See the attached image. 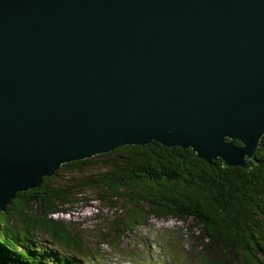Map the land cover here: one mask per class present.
Wrapping results in <instances>:
<instances>
[{"label":"water","instance_id":"water-1","mask_svg":"<svg viewBox=\"0 0 264 264\" xmlns=\"http://www.w3.org/2000/svg\"><path fill=\"white\" fill-rule=\"evenodd\" d=\"M263 136L264 0H0V211L122 146L248 170Z\"/></svg>","mask_w":264,"mask_h":264},{"label":"trees","instance_id":"trees-1","mask_svg":"<svg viewBox=\"0 0 264 264\" xmlns=\"http://www.w3.org/2000/svg\"><path fill=\"white\" fill-rule=\"evenodd\" d=\"M88 195L120 212L94 247L73 222L53 217ZM168 218L198 230L206 264H263L264 136L248 170L154 141L63 164L0 211V264H97L99 246Z\"/></svg>","mask_w":264,"mask_h":264},{"label":"rangeland","instance_id":"rangeland-1","mask_svg":"<svg viewBox=\"0 0 264 264\" xmlns=\"http://www.w3.org/2000/svg\"><path fill=\"white\" fill-rule=\"evenodd\" d=\"M119 215V211H113L88 195L78 197L68 214L53 217L73 222L82 230L87 245L94 247L101 243L103 233L110 234L109 228ZM115 241L99 246L103 257L97 264H206L209 260L198 230L190 221L150 219L144 227ZM262 262L264 264V259Z\"/></svg>","mask_w":264,"mask_h":264},{"label":"bare ground","instance_id":"bare-ground-1","mask_svg":"<svg viewBox=\"0 0 264 264\" xmlns=\"http://www.w3.org/2000/svg\"><path fill=\"white\" fill-rule=\"evenodd\" d=\"M88 264V263H87Z\"/></svg>","mask_w":264,"mask_h":264}]
</instances>
